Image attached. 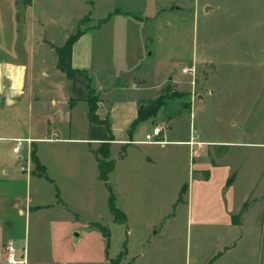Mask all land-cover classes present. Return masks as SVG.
Listing matches in <instances>:
<instances>
[{
  "label": "rangeland",
  "instance_id": "374dc122",
  "mask_svg": "<svg viewBox=\"0 0 264 264\" xmlns=\"http://www.w3.org/2000/svg\"><path fill=\"white\" fill-rule=\"evenodd\" d=\"M121 1L33 0L25 13L23 8L27 1H20L17 3L16 24H12L13 18L9 14H0V49L6 55L8 52L5 51H9L10 44L15 41L17 49L29 40L44 46L47 43L45 39L59 42L68 21L80 18L66 38L69 40L101 22H89L90 14L102 19L114 4ZM162 2L167 4V11L164 15L152 17L150 24L140 27L122 17L113 18L92 33L94 55L97 56L94 66L103 60L115 67H129L130 71L142 74L144 93L149 97L156 94L162 82H169L170 78L176 80L177 84H169V87L188 96L191 116L189 118L186 116L188 113H184L180 120L172 121L168 139L171 135L174 138L187 137L189 132L191 139L199 136V140L242 141L248 138L251 145H226L214 150L219 153L217 156L228 157L237 167L261 174L256 195L262 196L264 201V0ZM135 3L133 1V6ZM51 53L54 55L53 63L48 56L44 58L45 63L35 58L31 68L37 74L48 73L52 81L57 82L55 74L69 75L63 64L58 62L54 50ZM191 67L193 71L190 74L181 73L182 69ZM42 79L41 76L36 78V86L40 90L44 89ZM36 92L43 95L45 91ZM165 101L164 112L159 110L154 118V128H166L168 111L182 110L180 106L185 100L165 98ZM13 114L7 107L0 111V135H7L8 127L13 126ZM150 129L149 124L141 126L137 139H143L144 133H150ZM50 138H56L55 134L51 133L47 139ZM38 147L48 166L46 175L53 183L44 177L28 180L26 174L37 177L43 171L35 168L31 161L33 147L27 144L26 149L21 148L19 152H26L21 156L27 162V168L21 171L22 174L18 172L20 185L17 182L0 184V264H5L4 249L9 242L17 253H22L21 249L25 248V264H83L75 255L83 249H90L93 257L98 255L95 253L100 250L99 243L103 238H91L78 246L66 244L60 236L62 224L56 223L58 219L82 228L89 222L104 227L109 233L107 254L113 260L112 264H118L115 256L121 251L125 236L129 252L135 258L133 264H192L194 257L201 256L200 225L197 221H190L187 213L190 201L186 190L191 184V168H188L186 147L169 144L133 147L129 153L133 161L139 154H160L162 149L170 151L176 158L173 170L158 176L159 189L149 201V193L142 192V204L135 206L129 201L130 204L124 207L132 214L126 230L125 225L112 222L105 188L97 179V171H91L87 166L76 170L73 153L76 146L39 144ZM166 166L165 163L160 164L162 168ZM119 182V172H116L109 183L117 188ZM56 188L60 190L63 206H51L59 199ZM28 196L31 203L25 205V197ZM36 204L47 207L32 212L37 208ZM40 218L44 223L36 222ZM159 227V239L141 247L145 234L149 231L152 234ZM67 250L70 253L68 260L61 261L63 251L67 257ZM119 264L125 262L122 260Z\"/></svg>",
  "mask_w": 264,
  "mask_h": 264
},
{
  "label": "crops",
  "instance_id": "0c3cea01",
  "mask_svg": "<svg viewBox=\"0 0 264 264\" xmlns=\"http://www.w3.org/2000/svg\"><path fill=\"white\" fill-rule=\"evenodd\" d=\"M20 1L25 0H0V14H9L13 18L12 24H16L17 3ZM26 1L23 13L32 6L33 2V0ZM133 1L136 2L134 6ZM167 8V4L162 0H122L114 4L102 19L91 17L90 14L89 22L96 20L101 22L97 26L81 31L69 46V69L77 74H70L68 77L63 73L55 74L57 82L52 81L48 73L37 74L32 71L31 65L36 60L35 58L40 63H45V56H48L50 63H53L54 55L51 51L61 47L68 35L75 29L80 18L68 21V25L62 29L59 42L55 43L45 39L47 43L44 46L29 40L27 44L23 43L20 49H17L18 45L16 46L15 41L10 44L11 50L5 51L8 52L6 55L0 49V111L7 107L14 113L13 126L8 127V134L0 135V184L10 185L17 182L20 185L17 177L22 172L18 168L17 158L26 152L22 151L19 154L12 152L15 139L28 140V146L33 147V154L44 173V179L51 183L53 180L46 175L47 163L38 152L39 144L76 146V152H73L76 157L74 159L76 170L78 167L87 166L91 171H97L96 159L101 158L98 150L104 151L105 149V161L113 162V167L107 175V184L113 196L115 208L125 217L126 230L132 214L124 207H127L130 202L135 203V206L142 204L141 201H144L140 195L142 192L150 194V196L147 195L149 197L147 201H149L152 198L151 195L159 189L158 176L173 170L176 158L170 151L162 149L160 154H139L137 160L133 161L129 155L133 147L165 146L166 144L184 146L187 148L188 168H191V184L186 190L187 200L190 201L187 213L190 221H197L200 225L199 243L203 249L201 256L193 258L192 264H264V201H262V196L257 197L256 195V189L262 179L261 174L250 173L244 167H237L229 161L228 157L217 156L219 153L216 154L214 150V148H223L226 145H251L247 142L248 138L242 141L199 140V136L191 139L189 132L187 137L174 138L171 135V139H168L174 120H180L182 115L165 123L166 128L161 129L157 138L158 143H143L144 136L149 132L144 133L143 139H137L138 130L145 124H149L152 130L155 127L156 118L140 121L130 129L131 122L136 118L138 105L144 101L154 100L165 86L177 84L176 80L170 78L169 82H162L156 94L149 97L144 93L145 79L142 74L134 70L130 71L129 67H115L103 60L94 66V59L97 56L94 55L92 33L98 31L113 18L122 17L140 27L143 24H150L152 17L164 15ZM127 72H131L128 82H121L120 75ZM38 75L43 78L44 89L42 90L45 91L42 92L43 95L41 92H36L37 90L42 91L36 86ZM90 89L98 97L96 117L100 121H107L108 130L101 124H91L87 119L86 99ZM190 111L186 115L189 118ZM51 133H54L56 138L54 141H47ZM194 145L195 148H193ZM26 146L25 142L21 144L22 149H26ZM80 161L82 163H79ZM163 163L167 165L166 168L160 167ZM116 172H119L120 178L117 188L109 183ZM26 177L29 180L33 177L40 179L42 176L26 174ZM181 189L178 190V196ZM59 192L60 190L56 188L58 198ZM105 192L107 200L106 188ZM129 193L133 194L128 196ZM122 200L125 202L122 203ZM29 203L31 199L29 196L25 197L24 204ZM152 203L153 201L150 206ZM58 204L63 206L64 202L59 198L51 206ZM34 206L37 208L32 212H39L47 207L40 204ZM29 214L28 212V217ZM48 220L53 222L52 219H46L47 222ZM58 220L55 222L62 224L60 236L66 244L78 246L91 238H98V236L103 238V242L99 243L100 250L98 249V253H95L98 255L94 257L90 249L78 250L75 255L80 257L81 263L110 264L112 259L107 254L109 238L106 244L100 231L91 225L97 223L89 222L82 228L77 224ZM36 222L44 223L41 218L36 219ZM112 222L115 223L113 219ZM160 229L159 227L152 234L150 231L147 232L140 246L150 245L155 239H159ZM22 231L25 235V227ZM124 240L125 252L118 264L122 260L125 264H133L135 258L129 252L126 236ZM21 250L26 260L25 248ZM64 253L65 251H63L61 261L69 258V251H66L65 256L67 257H64Z\"/></svg>",
  "mask_w": 264,
  "mask_h": 264
},
{
  "label": "trees",
  "instance_id": "16d2710c",
  "mask_svg": "<svg viewBox=\"0 0 264 264\" xmlns=\"http://www.w3.org/2000/svg\"><path fill=\"white\" fill-rule=\"evenodd\" d=\"M78 35H79V33L75 34L69 40H66L64 42L63 46H61L59 48H54V52L56 53V57L58 59V62L63 64V66L65 67L64 71L68 75L77 74V72L69 69L68 54H69V46H70L71 42ZM169 86H170L169 84L167 86H165L162 89L163 94L159 95L154 100H149V101L140 103L138 105L136 118L131 122V124L129 126L130 129L133 128L140 121H144V120H147L150 118H154L159 110H163V112H164V110L166 108L165 98L167 100L168 99H175V98H179V99L183 98L185 100L180 106L182 108V110L178 109V110H172L171 112H170V110L168 111V114L166 116L167 121H169L172 118H175L177 116H180L181 114L189 113L191 104H190V101L188 99V96L182 92H177V91L172 90ZM166 94H167V96L162 98ZM97 102H98V97L95 95V92L92 89H90L88 97L86 99L87 119L91 124H101L106 128V130H108L109 126H108L107 121H100L96 117L95 112H96ZM98 154L101 157L100 159H96L98 179L104 184L106 191L108 193L107 206H108L109 213L111 214L112 219L115 223L120 224V225H124L125 224V217L117 208H115L113 196H112V194L110 192V188L107 184V175L113 167V162L112 161H105V159H104V158H106L105 149H104V151L101 149L98 150ZM31 161L33 162L35 168H37V167L40 168V166L38 165L37 159L35 158L33 153L31 154ZM41 176L44 177V173ZM181 191H182V189H181ZM94 227L100 231L102 236L105 238L106 244H107L108 238H109L108 231L104 227H101V226L96 225V224ZM124 252H125V240L122 243V250L115 257L117 261H119L121 256L124 255ZM112 261L113 260H110V264H112Z\"/></svg>",
  "mask_w": 264,
  "mask_h": 264
},
{
  "label": "built area",
  "instance_id": "2783aa9c",
  "mask_svg": "<svg viewBox=\"0 0 264 264\" xmlns=\"http://www.w3.org/2000/svg\"><path fill=\"white\" fill-rule=\"evenodd\" d=\"M193 69L191 68H184L181 70V73L186 75V74H190V72H192ZM161 129L159 128H153L150 133L146 134L144 136L143 139V143H147V144H156L158 143V136L160 134ZM54 136V135H53ZM55 138H50L47 139V141H54ZM25 142L28 144V140H21V139H15L14 140V147L12 148V152L14 154H19L20 148H21V144ZM27 159V158H26ZM17 161L19 163V170L23 171L26 170L27 168V162L25 161L24 157L22 156H18ZM4 253H5V264H25V258H24V254L23 253H17L16 249L13 247L12 243H8L5 246L4 249Z\"/></svg>",
  "mask_w": 264,
  "mask_h": 264
},
{
  "label": "water",
  "instance_id": "95a60500",
  "mask_svg": "<svg viewBox=\"0 0 264 264\" xmlns=\"http://www.w3.org/2000/svg\"><path fill=\"white\" fill-rule=\"evenodd\" d=\"M4 75H6V73H4ZM130 75H131V72L123 73L120 75L119 80L121 82H128Z\"/></svg>",
  "mask_w": 264,
  "mask_h": 264
}]
</instances>
